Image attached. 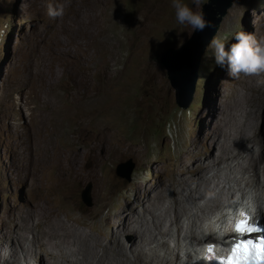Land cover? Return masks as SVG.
<instances>
[{
	"label": "rangeland",
	"instance_id": "rangeland-1",
	"mask_svg": "<svg viewBox=\"0 0 264 264\" xmlns=\"http://www.w3.org/2000/svg\"><path fill=\"white\" fill-rule=\"evenodd\" d=\"M57 1L0 0V250L4 256L0 263L40 264L45 251L34 237L38 231L34 222L40 215V163L50 158L48 152L54 146L95 143L98 147V159L91 166L96 177L91 171L90 178H75L73 188H60L61 194L70 195V205L77 208L75 215L95 213L97 207L105 205L106 196L99 192L101 178L105 177V187L109 184L113 190L109 201L116 203L124 200L127 189L141 175L155 173L147 167L139 170L135 154L129 151L116 154L98 146L101 134L94 123L104 107L108 116L101 121L113 126L114 135L107 143L120 148L124 143L139 141L148 149L145 157L154 166L163 168L180 152L190 149H206L212 154L204 175L208 184L190 183L198 192L196 199L189 195L183 202L179 223L172 212L164 214L159 208L155 211L163 221L164 232L158 233L160 226L157 230L143 221L145 234L156 237L149 245L142 244L147 261L143 264H160L163 260L200 264L193 262L197 248L189 243L194 239L195 221L204 231L223 220L227 222L228 212L243 199L250 200L253 210L264 216V168L259 162L264 148V73L230 77L226 68L215 64L209 44L193 98L184 109L176 103L161 54L183 44L194 29L176 21L171 0H68L71 9L55 18H50L47 10H40V4L55 7ZM182 2L201 12L207 0ZM87 25L91 28L87 38L91 40L84 44L79 30ZM219 26L214 39H225L226 46L234 42L237 31L259 39L264 32V0H235ZM52 59L56 62L53 79L44 82L34 78L31 72ZM73 69L93 73L95 86L76 88ZM102 70L107 75H102ZM230 105L240 110L231 113ZM90 110L92 118L84 122L73 115ZM194 143L198 146L192 149ZM225 145L228 155L219 157V149ZM236 148L244 155L235 157L232 152H237ZM251 155L254 166L247 162ZM129 159L134 169L127 180L116 170L119 163ZM55 170L56 166L49 169L45 179L49 180L48 174ZM88 184L91 205L82 199ZM182 185L187 192L188 184ZM163 206L170 208V200ZM19 225H24L22 238L15 246L20 235L13 227ZM77 226L100 235L88 226ZM3 243L6 249H1ZM46 248L59 255L58 264H76L81 259L80 253H73L74 246L65 242ZM186 250L188 257L183 253Z\"/></svg>",
	"mask_w": 264,
	"mask_h": 264
},
{
	"label": "bare ground",
	"instance_id": "bare-ground-1",
	"mask_svg": "<svg viewBox=\"0 0 264 264\" xmlns=\"http://www.w3.org/2000/svg\"><path fill=\"white\" fill-rule=\"evenodd\" d=\"M95 1L98 2L100 0ZM56 5H60L63 10L71 9L68 5V0L57 1ZM47 9L48 8L44 4H40L41 11H46ZM90 29L91 28L87 25L79 30L81 34V42L84 44H88L91 40L90 38H87V32ZM261 36H264V32ZM55 64L56 62L54 59L49 60L43 66L38 67L39 69H35L31 73L38 81L42 80L44 82H50L54 77L53 68ZM92 74L93 73L88 71L79 72L77 69H73L72 76L74 77L73 82L75 87L82 88L83 85H88L89 88H92L95 86L91 79ZM101 74L107 75V72L102 70ZM228 110L232 113L240 110V107L233 105ZM100 111L103 113L102 115H98V118L95 119L94 123L95 127L98 128L101 134L98 138V146L103 149L106 147L108 151L116 154H123L125 151H129L135 154L139 170L147 167L153 169L155 173L148 177L141 175L140 178L135 180L127 189L124 200L116 203H111L109 201V195L113 194V190L109 189V184L105 187V177H100L102 182L99 185V192L106 196L107 200L105 205L103 207H97L95 213H80L79 215H75L74 212L77 208L70 205V201L72 200L70 195L68 193L61 194L60 188H63L64 186L73 188L75 186V178H82L81 176H83V178H90L91 171H93L94 176L96 177L91 166L92 163L96 162L98 159V147H95V143H85V145L76 144L66 147L54 146L48 152L50 158L43 163H40V215H38L39 217L34 222L38 228L34 237L39 248L42 251H45L39 258L40 264H58L56 258H58L59 255H55L54 252L46 251V247L50 245L57 246L61 242L74 246L75 250L73 253H80L81 259L79 262H76V264L147 263L142 244L146 242L147 245H149L151 243L150 240L155 241L156 237L146 235L143 224H145L146 221L150 222V225L157 230L160 226L157 231L158 233L164 232V230H161V228L163 229V227H161L163 221L158 215H156L157 211H155V208H159L164 214L172 212L174 220L179 223L183 213V202L189 195L192 199H196L195 192H198V189L192 187L190 183L199 181V183L207 182L208 184V179L204 175L208 168V164L213 159L212 154L207 152L206 149L195 148L198 144L194 143L192 149L195 148V150L190 149L188 151L180 152L179 155L167 162L163 168L154 166L152 162L145 157L148 149L144 148L142 143L139 144V141L138 143H124L120 145V148L111 146L110 143H107L108 140L113 139L114 135L111 133V127L113 126L108 127L106 123H102L101 121L103 117L108 116V110H105V108L102 107L100 108ZM91 112V110L83 112V114L75 112L76 114L73 115L77 120L84 122L87 119L90 120L92 118V116H90ZM248 115L249 114L245 112L244 116L247 117ZM224 124L227 123L224 122ZM244 125L245 123L243 126ZM240 148H236L237 152H232L235 157L244 155ZM227 152H229V149L228 146L225 145L219 149L218 156L222 158L227 157ZM247 157L248 159L250 158L249 156ZM253 157L254 156L251 155L252 159L250 158L247 160L251 166H254ZM259 162L264 168V148L259 154ZM53 166H56V170L48 174L50 177L49 180L45 179V177H47V171L53 168ZM179 173H184L189 179L186 180L185 177ZM191 175H195L196 178L190 177ZM183 183H185V185L188 184L187 186L189 187V190L187 192L183 189ZM130 190H132V193L129 192ZM166 200H170V208H164L163 205ZM243 201L247 204L250 200L243 199L238 201V203ZM38 203L39 202H37V205H39ZM237 204L230 212H234L238 209L239 206H237ZM206 206L209 207L210 204H207ZM253 209L255 210V207L249 205L245 211L249 212V218L255 216L254 218L257 219L254 223L251 221L250 223L259 226L260 223L257 216L260 214L257 213V210L254 211ZM37 210L38 208L36 211ZM62 213L65 214L64 217L62 216ZM259 217L260 220L264 222V216ZM99 219L102 221H99ZM218 220L222 221L220 220V217H218ZM143 221L145 223H143ZM77 223L96 230L100 235L88 233L86 230L79 228ZM227 223L228 221L224 222L223 220L220 225L216 224V227H226ZM22 227H24V225L13 227L20 235V238L15 239L14 241L15 246L16 244L21 243ZM192 230L194 232V239L190 240L189 243L193 249L194 247L208 246L209 241L205 240L215 237L214 225L210 226L207 231H204V229H202V227L195 221ZM105 239L107 241H105ZM179 245L181 250H183L182 243ZM3 248L6 249L5 243L2 244L1 249ZM11 249L14 251V248ZM183 253L188 257V250L183 251ZM131 255L134 256L133 259L131 258ZM3 257L4 256L0 250V261ZM51 257L55 260L51 261ZM175 261L167 263L169 260H163L162 262L160 261V264H176L173 263ZM149 263H151L150 260ZM3 264H11V262L5 260V263Z\"/></svg>",
	"mask_w": 264,
	"mask_h": 264
},
{
	"label": "clouds",
	"instance_id": "clouds-1",
	"mask_svg": "<svg viewBox=\"0 0 264 264\" xmlns=\"http://www.w3.org/2000/svg\"><path fill=\"white\" fill-rule=\"evenodd\" d=\"M195 2V0H194ZM172 7L175 10V18L179 24H188L196 31H203L205 27H210V23L206 22L202 12L193 11L182 0H171ZM47 14L50 18L59 17L63 14V8L60 5L53 7L49 4ZM139 19V17H138ZM233 41L227 43L225 39H212L210 46L212 49V59L215 64L226 68L227 74L232 78H238L240 74L258 75L264 73V36L259 39L244 31H237L233 36ZM252 205L251 202H239L238 209L234 212L228 213V223L226 227H215V237L208 242V245L215 246L219 254H227L231 250V245L237 242V239L249 237L255 238L258 233H242L239 235L234 230V221L237 218H243L241 213H246V218L249 221H256L257 219L250 217L249 212L245 209ZM258 217L259 223L264 225V222ZM264 238V233H263ZM207 246L197 247L195 251L196 258L194 263L212 264L205 256V249ZM217 254V253H216ZM212 255V254H211Z\"/></svg>",
	"mask_w": 264,
	"mask_h": 264
},
{
	"label": "water",
	"instance_id": "water-1",
	"mask_svg": "<svg viewBox=\"0 0 264 264\" xmlns=\"http://www.w3.org/2000/svg\"><path fill=\"white\" fill-rule=\"evenodd\" d=\"M234 2L235 0H207L202 5L201 12L211 26L205 27L203 31L193 30L183 44L178 47L171 46L161 54V62L175 89L176 103L184 109L189 107L196 90L203 54L210 41L216 36L219 24L223 22L228 8ZM133 169L134 163L129 159L119 163L116 172L130 180ZM90 190L91 184H88L82 191V199L87 205L92 203Z\"/></svg>",
	"mask_w": 264,
	"mask_h": 264
},
{
	"label": "snow or ice",
	"instance_id": "snow-or-ice-1",
	"mask_svg": "<svg viewBox=\"0 0 264 264\" xmlns=\"http://www.w3.org/2000/svg\"><path fill=\"white\" fill-rule=\"evenodd\" d=\"M243 218L237 219L234 224V230L238 233L257 231V227L250 223L246 218V213H241ZM206 251L209 257L212 254L213 246L208 245ZM208 258V257H206ZM221 260L226 261V264H247L249 259L256 260L257 262L264 260V238L257 241L241 240L231 245V250L227 257H221Z\"/></svg>",
	"mask_w": 264,
	"mask_h": 264
}]
</instances>
